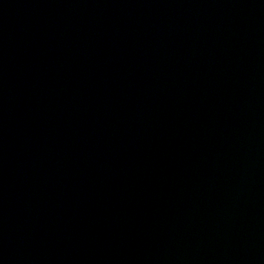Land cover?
I'll return each mask as SVG.
<instances>
[{
  "label": "water",
  "instance_id": "obj_1",
  "mask_svg": "<svg viewBox=\"0 0 264 264\" xmlns=\"http://www.w3.org/2000/svg\"><path fill=\"white\" fill-rule=\"evenodd\" d=\"M0 264H264V0H0Z\"/></svg>",
  "mask_w": 264,
  "mask_h": 264
}]
</instances>
